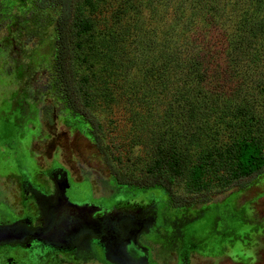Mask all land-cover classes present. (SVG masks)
<instances>
[{"label":"rangeland","instance_id":"1","mask_svg":"<svg viewBox=\"0 0 264 264\" xmlns=\"http://www.w3.org/2000/svg\"><path fill=\"white\" fill-rule=\"evenodd\" d=\"M91 1L98 7L99 19L115 20L120 14L128 21L134 6L143 18L148 16L147 9H142L146 0ZM51 5L49 1L0 0V126L7 132L14 130L15 137L20 132L22 144L30 136L37 194L49 198L51 207L0 210V225H5L1 230L9 231V240L26 244L30 234L40 240V246L53 244L56 250L36 264H264V174L244 188L211 195L208 201L190 195L187 179L174 184L170 195L115 182L94 144L88 122L72 112L62 97L53 62L57 33L56 11ZM134 70L129 76L140 82L142 74ZM118 103L92 112L103 127L108 148L119 149L120 155L113 150V156L110 154L114 168L136 178L149 159L150 126L146 130L142 121L135 125L124 100ZM156 107L151 117L138 109L142 119L153 122L151 128L162 116L165 103ZM58 165L69 173L70 199L92 202L100 210H91L90 217L100 212L103 225L116 224L111 232L119 245L116 249L105 226L97 231L92 226L83 228L76 225L78 216L56 210L58 192L51 188L54 178L50 170ZM41 191L44 193L39 194ZM10 196L6 199L9 204L17 202V196ZM64 197L62 193L61 202ZM70 209L78 215L74 205ZM62 232L67 236L62 237ZM20 249L5 259L16 263L24 255ZM58 249L70 253L59 254Z\"/></svg>","mask_w":264,"mask_h":264},{"label":"trees","instance_id":"2","mask_svg":"<svg viewBox=\"0 0 264 264\" xmlns=\"http://www.w3.org/2000/svg\"><path fill=\"white\" fill-rule=\"evenodd\" d=\"M40 1L56 11L62 97L88 122L119 184L170 195L187 179L190 195L208 201L264 174V0H146L147 18L134 6L128 21L99 19L91 0ZM134 68L140 82L129 76ZM119 99L135 125L150 126L149 159L136 178L114 168L119 149L108 148L92 112ZM162 102L151 128L138 109L151 117Z\"/></svg>","mask_w":264,"mask_h":264},{"label":"flooded vegetation","instance_id":"3","mask_svg":"<svg viewBox=\"0 0 264 264\" xmlns=\"http://www.w3.org/2000/svg\"><path fill=\"white\" fill-rule=\"evenodd\" d=\"M9 131L10 132L3 130L0 126V210H50L51 207L48 206L49 198H46V196L43 194L44 191L43 193L42 191L39 192V194H43L42 197L37 194V182L34 178L36 174L31 171L34 167H36V165L34 164L36 163V160L34 161L35 158L30 157L29 151L32 146L30 136H27V138L24 137L22 144V141L20 139V132H18L15 137L13 136L15 134V131ZM16 140L20 142L19 145L16 143ZM12 169H15V171H13ZM50 171L51 179L54 178L50 182L51 188H56L59 194L55 195V197L58 196L59 202L56 210H65L67 211V215L74 216L76 218L78 216L79 219L76 222V225H79L80 227L83 226V228L85 225L89 227L92 226V228L97 231L100 230L101 226H105V229L107 228L106 235L112 238V240L114 241V249H116L119 245L116 244V238L113 237L114 235L111 233L114 232L116 224L112 223L111 221V224L103 225V223H101L102 214L100 212H96V215L94 214V217H90L88 213L91 210H100V207L95 206L94 204H92V202H89L87 204V201L83 202L81 200L80 202H78V200L76 199V201L74 199H70V185L68 182L69 173L66 168L58 165V168ZM115 182L118 185H123L119 184L116 179ZM62 193L65 197L64 201L61 202ZM10 195H14V198L17 196V202L13 200L12 202L10 201L11 204H9V201L6 199L11 198ZM39 197L40 199H38ZM21 202L23 204V207L14 206L15 203ZM70 202L74 203L73 205L74 208L77 209L78 215L73 212V209H70V207L73 206H70ZM26 204L28 206H26ZM10 217H12V215ZM1 226L3 227L5 225H0V264H12L10 263V261L6 260L5 257L7 256V254L11 255L13 251L18 248H21L20 250L24 255L20 256L14 264H36L38 261H40H37V259L43 258L44 255H48L49 252H53V250H56L53 244L40 246V242H38L40 240H38L37 238H31L30 234H28L25 238L28 239V243L26 244H19L16 241H10L9 239H12L11 234L9 233V231L4 232V230H1L3 229L1 228ZM61 236L66 237L67 234L65 232H62ZM7 240L8 242L5 243V241ZM98 250H100V247L98 248ZM58 253L69 255L70 251L65 249H58ZM50 256L52 255H49L47 257ZM100 257L104 259L106 257V254H102Z\"/></svg>","mask_w":264,"mask_h":264}]
</instances>
